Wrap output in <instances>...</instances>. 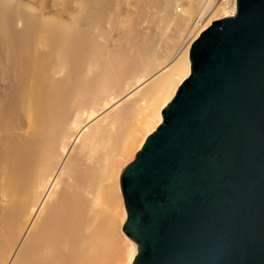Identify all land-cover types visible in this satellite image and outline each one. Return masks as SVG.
Masks as SVG:
<instances>
[{"label": "bare ground", "instance_id": "obj_1", "mask_svg": "<svg viewBox=\"0 0 264 264\" xmlns=\"http://www.w3.org/2000/svg\"><path fill=\"white\" fill-rule=\"evenodd\" d=\"M210 2L0 0V264L132 263L120 164L224 13Z\"/></svg>", "mask_w": 264, "mask_h": 264}, {"label": "water", "instance_id": "obj_2", "mask_svg": "<svg viewBox=\"0 0 264 264\" xmlns=\"http://www.w3.org/2000/svg\"><path fill=\"white\" fill-rule=\"evenodd\" d=\"M189 63L121 173L131 264H264V0L213 20Z\"/></svg>", "mask_w": 264, "mask_h": 264}, {"label": "rangeland", "instance_id": "obj_3", "mask_svg": "<svg viewBox=\"0 0 264 264\" xmlns=\"http://www.w3.org/2000/svg\"><path fill=\"white\" fill-rule=\"evenodd\" d=\"M182 2V1H181ZM177 4V3H176ZM180 4V3H178ZM176 5V8H177V12H179L180 9H182L183 5ZM162 111V110H161ZM161 111H160V115H161ZM159 114L156 115V117H154L151 121V123L149 124V126H147L143 131H139V133L141 135H138V136H135L136 138H134L133 140V145L131 144L132 147H130L129 149V152L127 153V155H125L123 158H122V161H121V164H120V170H119V182H120V176H121V173L122 171L124 170V168L135 158V155L136 153L140 150V148L142 147V144L144 142V140L146 139V137L152 132V130H155L157 128V126L159 124H157V119L159 116ZM162 117V115H161ZM153 123V124H152ZM151 127V128H150ZM122 194V193H121ZM119 209H118V214L121 218H124L126 217V209H125V206H124V200H123V196H122V199L121 201H119ZM118 216V217H119ZM125 234V233H124ZM126 235V234H125ZM127 236V235H126ZM128 237V236H127ZM129 238V237H128Z\"/></svg>", "mask_w": 264, "mask_h": 264}, {"label": "built area", "instance_id": "obj_4", "mask_svg": "<svg viewBox=\"0 0 264 264\" xmlns=\"http://www.w3.org/2000/svg\"><path fill=\"white\" fill-rule=\"evenodd\" d=\"M237 0H211L209 11L210 13L224 12L222 15L213 16L211 22L216 19H220L226 16H231L236 12Z\"/></svg>", "mask_w": 264, "mask_h": 264}]
</instances>
